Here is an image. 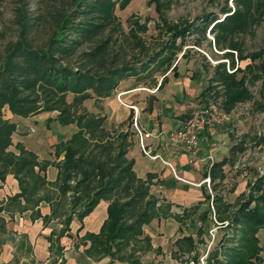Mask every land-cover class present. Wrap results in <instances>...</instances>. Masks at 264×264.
Masks as SVG:
<instances>
[{"label": "trees", "instance_id": "obj_1", "mask_svg": "<svg viewBox=\"0 0 264 264\" xmlns=\"http://www.w3.org/2000/svg\"><path fill=\"white\" fill-rule=\"evenodd\" d=\"M129 1H13L10 13L13 38L0 47V183L11 174L18 191L0 200V212L10 216L14 211L29 210V218H40L43 224L56 218L60 226L45 236L55 259L61 257L59 239L67 234L72 218L81 221L100 200L107 202L105 219L97 232H85L78 239L82 244L88 241L83 249L87 257L94 261L107 257V264L112 261L139 264L140 254L150 249L149 237L142 234L143 224L155 217H171L179 222L183 212L196 208L194 205L181 214H172L169 203L150 194L152 174L137 177L132 169L133 160L126 157L129 133L104 128V116L87 111L82 105L84 100L94 98L98 102L130 76L143 78L164 72L172 64L185 34L199 31L203 36L210 23L209 32L213 33L217 48L235 50L239 59H249L239 69L234 67L232 52L226 51L223 54L230 57V69L234 70L228 72L224 62L213 67L210 82L219 84L220 90L215 95L222 96L220 103L225 112L250 99L245 82H254L263 75L264 45L241 55L240 43L233 36L249 30L256 22L264 24V0H232V9L224 0L219 6L221 19L212 11L205 12L200 16L201 24L196 25L186 20L167 23L162 8L171 0H147L168 34L156 49L143 45L135 27L143 30L145 26L136 19H128L134 27L126 34L121 30L114 8L121 10ZM171 70L176 75L174 66ZM237 72H241L238 78ZM261 84L264 90V83ZM3 110L22 117L54 111L53 117L46 118V124L50 121L61 126L73 124L75 129L53 145L52 160H38L20 142L14 143L16 152L9 149L15 123L4 118ZM258 138L264 142V135ZM243 149V141H236L228 156L212 162L204 171L213 193L204 192L207 205L199 220L208 224L207 213L212 207L216 221H227L220 251L210 252L205 264H264L259 257L262 246L256 236L257 230L264 228V163L262 171L246 184V191L239 193L235 205L221 202L216 189L224 177L222 166H232ZM58 156L61 157L56 159ZM48 165L56 168L53 181L45 178ZM40 202L48 204V215L39 213ZM202 224L196 229L197 235L204 230ZM5 233V220L0 216V234ZM175 244L189 252L195 241L191 235H184ZM22 246L20 241L16 249Z\"/></svg>", "mask_w": 264, "mask_h": 264}, {"label": "crops", "instance_id": "obj_2", "mask_svg": "<svg viewBox=\"0 0 264 264\" xmlns=\"http://www.w3.org/2000/svg\"><path fill=\"white\" fill-rule=\"evenodd\" d=\"M176 63L177 60L172 62L164 72H154L143 78L130 76L120 81L110 95L98 101L97 109L93 113L104 116V128H115L129 133L126 157L133 160L132 169L135 175L144 178L147 173L152 174L149 193L159 198L160 201L162 200L163 203H169L170 213L181 214L184 209L194 205L197 208L199 204H203L204 192H211L209 182L206 184L203 181V178L207 176L204 171L212 162L228 156L232 144L226 140L220 144L215 142L217 139H223L224 135L218 131L215 125L208 126L202 131L199 136L197 156L192 159L188 158L181 147L168 143L166 140L167 133L178 128L192 107L196 105L193 102L194 98L197 95L201 97L205 94L204 85L200 80L194 79L191 75L180 78L176 71V75L172 74L171 67L174 66L175 68ZM167 71L171 72V76L168 77ZM165 77L167 78L166 83L163 82ZM170 78L178 80V83L173 84ZM212 84L209 80L208 89ZM218 97L221 102L222 96L219 95ZM182 99L183 103H176ZM133 117H136V126L133 125ZM137 130L151 131L153 135L140 141ZM50 134L48 133V135ZM44 136L47 135L42 131L38 132L35 136L36 142L39 144ZM68 136L61 138V140ZM53 138V143H56V135ZM18 142L25 149L34 152L38 160L53 159L40 157L36 151L27 148L22 139ZM141 145L143 148H147L151 154H157L158 158L151 160L144 156ZM60 157L58 156L56 159ZM55 176L56 168L48 165L45 169L46 180L53 181ZM17 191L15 179L11 174H7L3 182L0 183V200H4ZM106 205V201L100 200L81 221L75 217L72 218L67 234L59 239V244L62 246L61 262L60 259L52 257L48 248L49 243L45 239L51 230L60 226L56 218L43 224L40 218L31 220L29 210L14 211L10 216L6 212H0V216L5 220L6 229V233L2 235L3 238L0 242V264H107L109 261L107 257H102L97 261L87 257L83 253V249L88 246V241L82 244L78 239L85 232L95 233L98 231L106 217ZM37 207L41 215L49 214L47 203L40 202ZM180 216L179 222L171 217H155L142 225V234L149 237L150 249L140 254L139 264H144L146 260H149V264H172L167 260L164 263H158L162 257L172 260L170 256L164 253L165 245L169 239H172L175 252L185 253L178 249L175 240L184 235H191L192 237V234L180 231L182 214ZM261 229L263 228H259L256 232L258 239L260 234L258 232ZM262 235L264 239V234ZM10 237L14 238L11 239ZM20 241H22L23 246L16 249V245ZM173 260L177 264L175 259ZM110 264L128 263L112 261Z\"/></svg>", "mask_w": 264, "mask_h": 264}, {"label": "rangeland", "instance_id": "obj_3", "mask_svg": "<svg viewBox=\"0 0 264 264\" xmlns=\"http://www.w3.org/2000/svg\"><path fill=\"white\" fill-rule=\"evenodd\" d=\"M14 0H2L0 5V47L1 45L13 38V25L10 22L11 8L13 7ZM224 0H171L167 7L162 8V16L169 24L179 23L182 20L192 22L193 25L200 23V16L205 12H214L217 14L218 20L223 16L219 12V6L223 4ZM228 7L233 8L232 0H226ZM220 2V4H219ZM114 14L119 20L121 30L123 33H127L130 27H134V23L130 18H134L139 24H144L145 29H139L135 27L138 35L143 40V45L147 49L158 48L167 38V32L163 29L158 15L152 4H147V0H130L129 3L123 8H114ZM212 23L205 27L204 34L201 36L199 31H189L185 34L181 47L175 53L173 63L177 60L175 71L181 77H187L191 75L194 79L200 80L204 85L205 94L200 97L196 96L193 102L201 104L209 99H216L218 96L215 92L220 90V86L216 82H212L213 89H208L209 80L213 73V67L218 62H224L225 68L228 72L234 70V67L243 69L246 63L249 62L248 58L239 59L238 53L227 48H217L213 43V33L209 32V28ZM143 31V32H141ZM235 40L240 43L241 55L258 50L264 45V24L262 22H256L249 27V30L240 32L233 36ZM179 39L175 40L178 43ZM226 51L232 52V59L234 67L230 69V57H226L223 53ZM264 61V57L262 58ZM257 62V61H255ZM229 65V67H228ZM168 77L171 76V72L167 71ZM159 76L158 73H156ZM241 72L236 73L238 78ZM169 79V78H168ZM167 78L165 77L164 83ZM173 84L178 83V80L171 79ZM264 70L262 78L254 82H245V86L250 92V99L240 103H236L234 107L228 112V121L222 124H217L215 127L218 131L223 133V139H217V144L222 143L224 140L233 144L236 141H243L244 150L236 155L232 166L224 165L223 171L225 177L216 185V189L221 196L220 201L223 203H229L235 205L238 198V193L246 191V184L253 179L256 173L262 171L264 163V142L258 138L264 135ZM122 84V82H121ZM206 85V86H205ZM121 86V85H119ZM115 96V95H114ZM70 99V95L67 96ZM100 101V100H99ZM181 104L182 101H176ZM82 105L89 112H95L98 102L94 98L86 99L82 102ZM55 112H40L33 116L22 117L14 114H10L7 110H3L4 118L15 123V131L11 136V145L9 149L16 152L14 143L22 139L23 144L36 151L40 157L53 158L51 153L53 151L54 135H56V142L68 136L69 132H72L75 127L73 124L61 126L55 121H50L46 124L47 117H53ZM42 131L47 136L39 142H36L35 136L38 132ZM48 133H51L48 135ZM62 133V134H61ZM62 135V136H61ZM211 193L213 191L211 190ZM236 195V196H235ZM203 204H199L195 210H188L182 213L181 232L192 234L195 241V245L192 251L189 253H177L173 250L172 239H169L165 245V254L170 256L172 260L162 257L158 263L167 260L169 263L183 264L186 260L194 259L199 255L216 251L221 249L220 239L224 235L227 227H216L213 232V238L208 234V230L215 224L214 214L207 213V217L210 219L208 224L200 222L199 216L206 208V201H202ZM210 205V202H208ZM203 223V224H202ZM199 224H202L203 232L200 235L196 234V229ZM57 229V228H56ZM258 244L262 246V250L259 252V257L264 262V228L259 230ZM3 234H0L2 239ZM258 236V235H257ZM201 239L202 242H199ZM198 241V242H197ZM220 257V256H219ZM149 261V260H148ZM146 260L144 264H149Z\"/></svg>", "mask_w": 264, "mask_h": 264}, {"label": "built area", "instance_id": "obj_4", "mask_svg": "<svg viewBox=\"0 0 264 264\" xmlns=\"http://www.w3.org/2000/svg\"><path fill=\"white\" fill-rule=\"evenodd\" d=\"M227 69V68H226ZM136 117H133V125L136 126ZM229 119L228 112H225L221 106L219 97L209 99L204 103L197 104L189 111L187 116L182 120L179 127L168 132L166 140L171 145H176L182 148L189 159L197 156L199 150V136L202 131L211 125H217L227 122ZM136 128V127H135ZM137 129V128H136ZM138 136L141 139L148 138L153 135L151 131L137 130ZM142 147V153L149 159L158 158L157 154H151L148 149ZM170 168L171 166L167 164ZM172 169V168H171ZM203 181L208 184V176L203 178ZM214 225L208 230V234L213 238V232L216 227H224L227 221L218 222L215 219ZM207 253L199 255L194 259L186 260L183 264H205Z\"/></svg>", "mask_w": 264, "mask_h": 264}]
</instances>
